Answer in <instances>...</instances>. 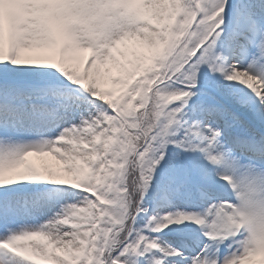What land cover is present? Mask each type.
<instances>
[{
    "label": "snow or ice",
    "instance_id": "snow-or-ice-1",
    "mask_svg": "<svg viewBox=\"0 0 264 264\" xmlns=\"http://www.w3.org/2000/svg\"><path fill=\"white\" fill-rule=\"evenodd\" d=\"M0 264H264V0H0Z\"/></svg>",
    "mask_w": 264,
    "mask_h": 264
},
{
    "label": "rangeland",
    "instance_id": "rangeland-1",
    "mask_svg": "<svg viewBox=\"0 0 264 264\" xmlns=\"http://www.w3.org/2000/svg\"><path fill=\"white\" fill-rule=\"evenodd\" d=\"M76 55L87 58L91 55V53L89 51H79L78 53H76ZM109 67L110 66L101 67V71L107 72L109 70ZM114 72H115L114 68H111V75H113ZM30 160L32 161V163L40 167H44V166L62 167V165H60L58 161L52 156H43V157L33 156L30 157Z\"/></svg>",
    "mask_w": 264,
    "mask_h": 264
}]
</instances>
